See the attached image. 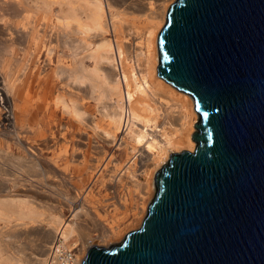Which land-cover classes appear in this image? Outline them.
Wrapping results in <instances>:
<instances>
[{
    "label": "bare ground",
    "instance_id": "6f19581e",
    "mask_svg": "<svg viewBox=\"0 0 264 264\" xmlns=\"http://www.w3.org/2000/svg\"><path fill=\"white\" fill-rule=\"evenodd\" d=\"M11 2L0 0V6ZM172 2L32 0L38 12L32 13L31 22H23L22 32L3 24L0 35L8 47L25 39L34 45L32 51L23 48L22 54L28 58L14 69L11 59L16 53L6 50L0 68V104L5 109L0 117L2 131L11 148L15 146L31 157L29 165L18 164L16 168L31 173L33 181L47 193L64 188L71 196L54 206L58 213L67 208L70 215L66 219L57 213L45 217L22 200L17 201L11 214L0 211V220L10 222L13 215L18 222L0 228V252L9 246L5 237L26 232L29 227L38 228L42 236L41 257L32 259V264H65L59 257L60 249L65 250V243L78 235L87 246H93L92 227L99 231L102 246L118 242L123 228L119 224L105 228L101 216L111 206L115 212L123 209L142 220L153 196L156 171L175 150L192 149L197 118L194 100L157 75V37ZM14 3L22 8L21 0ZM50 18H55V24L49 23ZM40 49L45 52L43 61ZM52 68L54 77L44 81L47 69ZM51 89L56 93L53 103L47 99ZM39 108L50 120L47 131L39 125ZM26 112L31 113L35 126L23 122ZM95 112L101 116L99 122ZM57 113L61 116L59 123ZM105 118L108 120L102 127ZM101 143L125 149L123 165L115 166L114 153H107ZM43 153L47 156L40 164L38 157ZM7 155L13 159L11 152ZM137 167L144 169L143 175L136 173ZM83 174L92 184L109 182L124 191L111 203L100 204L93 213L83 200L76 210L73 204L78 205V193L74 190L78 188V176ZM1 175L12 173L1 172L0 180L5 181ZM12 176L22 181L18 175ZM72 179L74 184L70 183ZM38 185L33 187L36 192L42 191ZM132 192L138 193L137 206L133 205ZM12 203V199L0 200L2 206ZM44 222L47 228L42 226ZM27 259L21 264H31ZM83 260L78 258L74 264Z\"/></svg>",
    "mask_w": 264,
    "mask_h": 264
},
{
    "label": "water",
    "instance_id": "95a60500",
    "mask_svg": "<svg viewBox=\"0 0 264 264\" xmlns=\"http://www.w3.org/2000/svg\"><path fill=\"white\" fill-rule=\"evenodd\" d=\"M157 47L196 148L156 171L140 229L82 264H264V0H176Z\"/></svg>",
    "mask_w": 264,
    "mask_h": 264
},
{
    "label": "rangeland",
    "instance_id": "374dc122",
    "mask_svg": "<svg viewBox=\"0 0 264 264\" xmlns=\"http://www.w3.org/2000/svg\"><path fill=\"white\" fill-rule=\"evenodd\" d=\"M14 1L15 0H12L11 3L4 5V6H0V29L2 28L4 24V25L9 26L10 28L18 29V32H22L20 30L21 26L25 23L31 22L32 13L36 14V12L38 11L34 9V4L32 3V0H21L22 8H19L18 5L14 3ZM175 1L176 0H173L172 4ZM55 21H56L55 18H50L49 23L55 24ZM59 31H60L59 29L55 30V32H59ZM62 42H63V39L58 41L57 44L61 45ZM45 45H48V43L46 42ZM23 48H26L28 51H32L34 49V45L32 42H30L29 39H25L23 42H20L19 44H16L13 47L12 46L8 47L7 44L1 39V35H0V68L2 66V59L3 58L5 59L6 50L8 49L12 51V55L16 53L13 55L11 59V62H12L11 64H12L13 69L16 67L17 64L21 63L22 61L23 62L26 61L28 56H25L22 54ZM40 51H41V54L39 58H40V61H43L45 58V52L41 49ZM66 53L68 54L67 51ZM67 61L70 63L69 58L67 59ZM53 77H54V69L53 68L47 69L46 75L44 77V81L50 80ZM47 99L51 103L55 101L56 99L55 90H52V89L49 90L47 94ZM6 110H11V108L10 109L8 108ZM3 112H5L4 106L0 104V117L3 114ZM37 114H38L39 125L41 126V128L47 131L49 123H50V120L48 119L47 114L45 113L43 108H39L37 110ZM30 116H31V113L26 112V114L23 116V122L26 125L35 126V122L32 121ZM95 116L98 122L99 120H102L98 112H95ZM198 117L199 116L197 114L196 122H197ZM105 119L106 120H104V122L100 123L102 127L105 126V123L108 120L107 118ZM60 120H61V116L59 113H57L56 115L57 123H59ZM65 122H68L67 117H65ZM2 129H3V124L0 123V130H1L0 132V149H1L0 150V174L1 172L8 171L9 173H12V175L13 174L18 175V177H20L22 181L16 180V178H14L12 175H7V176L1 175V177H3L5 181L0 180V183H4V187L0 188V200L4 201V200L12 199L14 203H12V205H6V206L0 205V211L11 214L10 211L12 212L16 208V203H18L17 201L22 200L28 203L33 209L41 210L44 213L45 217H47L49 213H53V214L57 213L61 215L62 219L69 218L70 212L67 210V208L65 207L62 208L60 213H58L59 211L58 209L55 210L54 208V206L57 208L58 202L60 204H63L66 197L71 196L69 190L67 191L66 189L64 190L63 188L62 191L52 190L53 192L47 193L46 192L47 189L45 187H42L41 185H38V182L33 181V177L30 176L32 175L31 173L29 174L28 172L27 173L20 172L23 168L17 169L16 166L18 164L20 165L26 164V166L29 165V161L31 160V157L26 155L23 151H21L15 146L11 148L9 146L10 142L6 134L3 133ZM195 131H196V128H193L192 133H194ZM193 143L194 144L191 150L180 149L177 151L175 150L172 153H181L183 150L188 151V152H194L196 148V142L193 141ZM100 145L106 150L107 153H111V154L114 153L115 160L113 161L115 162H113V164L115 166L123 165V161L125 159V149L110 148L102 143ZM91 150L89 151L92 152ZM8 151L11 152L13 159H10L9 155H7ZM46 156L47 154L43 153L38 157L40 164L41 162H43V159ZM168 159L166 160V162L168 161ZM108 166L110 168L112 164H109ZM100 168L103 169V167H100ZM137 169L138 170L136 173L139 175H143L144 169L139 168V167H137ZM87 177L88 175L86 174L78 176V188L74 190L75 192L78 193V205L73 204V208L74 209L77 208L76 210L80 209L82 205V200H83L85 203V206L89 210H91V212L93 213V211L95 212L96 207H98L100 204L111 203L113 201L112 198L116 194H120L124 191L122 188L119 187V185L114 186L113 184H110L109 182H96L92 184V182L87 181ZM106 178H108V176H106ZM74 182H75V179L70 180L71 184H74ZM34 185L36 186L38 185V187H41L42 191L39 190V192H36L33 189ZM154 192H155V187L153 188V195H154ZM132 195L134 197L133 205L137 206L139 203L138 193L132 192ZM152 198L150 199V201L152 200ZM108 209L109 211H107V214H103L104 216H101V221H103V223L105 224V228L107 227L109 228L112 224L114 225L119 224L120 227L123 228L122 236L119 238L118 242L116 243H120L124 239L127 233L140 229L143 223V220L147 215L146 213L143 219L140 220L141 218L139 216L134 218V216L130 214L131 212L129 213L127 211L124 212L123 209L118 210L116 212L113 210L111 206ZM16 223L18 222L15 220V218L12 215L10 222H5L3 220H0V228H3V226L9 227V226L15 225ZM42 226L44 228H47V223L44 222ZM38 231L39 230L36 227L34 228L29 227L27 228L26 232H23L21 234H16V236L5 237L7 241L6 243L9 246H7V248L4 247L3 248L4 250L2 249V251L0 252V263L2 262L5 264H21L23 260L26 258H29L27 260L31 262L32 259L34 260V258L41 257V255L39 254L40 252L39 246L42 243L41 242L42 236L41 234H38ZM90 235L92 237L93 246L110 247L113 244H115L113 242V243L108 244L107 246H102L104 242L101 241L99 231H97L96 228L95 229L93 227L90 228ZM90 247L92 246H87L84 243V240L81 239L79 235L73 237L69 242L65 243V251L71 250V252L74 253V255L76 256V259L81 258V257L85 258L87 251Z\"/></svg>",
    "mask_w": 264,
    "mask_h": 264
},
{
    "label": "built area",
    "instance_id": "2783aa9c",
    "mask_svg": "<svg viewBox=\"0 0 264 264\" xmlns=\"http://www.w3.org/2000/svg\"><path fill=\"white\" fill-rule=\"evenodd\" d=\"M59 257L61 259V262L65 264H74V262L76 261V256L71 252V250L65 251L60 249Z\"/></svg>",
    "mask_w": 264,
    "mask_h": 264
}]
</instances>
